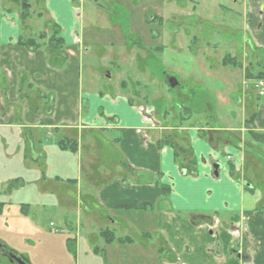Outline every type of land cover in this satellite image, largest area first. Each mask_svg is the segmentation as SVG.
<instances>
[{
  "label": "crops",
  "instance_id": "0c3cea01",
  "mask_svg": "<svg viewBox=\"0 0 264 264\" xmlns=\"http://www.w3.org/2000/svg\"><path fill=\"white\" fill-rule=\"evenodd\" d=\"M230 1L245 20L242 38L222 64L234 57L238 64L228 66L243 69L244 86L229 92L224 115L211 103L202 128L185 120L165 126L153 107L126 91L84 90L80 62L93 38L76 1L45 0L65 41L61 68L50 65L45 46L18 43L29 37L20 9L0 2V127L18 135L24 127L61 132L77 140L80 172L88 168L76 180L84 187H77L78 208L88 218L84 225L80 219L83 229L73 241L78 261L264 264V95L255 87L264 82V0ZM246 67L254 77L247 78ZM167 136L186 139L194 174L180 167L171 145H160ZM40 146L37 156H46ZM105 230L121 232L107 241Z\"/></svg>",
  "mask_w": 264,
  "mask_h": 264
},
{
  "label": "rangeland",
  "instance_id": "374dc122",
  "mask_svg": "<svg viewBox=\"0 0 264 264\" xmlns=\"http://www.w3.org/2000/svg\"><path fill=\"white\" fill-rule=\"evenodd\" d=\"M29 1L31 15L23 30L37 36L50 16L45 0ZM74 1L93 38L80 62L84 90L126 91L153 107L165 126L184 117L199 128L211 115V103L224 115L229 92L242 91L243 69L222 64L225 52L242 38L245 20L230 0ZM0 2L20 9L10 0ZM250 69L247 78L254 77ZM168 76L176 77L178 86L172 87ZM16 130L0 127V242L29 264H91L84 256L77 260L73 243L88 219L78 208L77 187H84L76 184L88 168L80 172L81 157L57 147L61 132L24 127L18 135ZM40 145L46 156H37ZM0 264L18 263L0 252Z\"/></svg>",
  "mask_w": 264,
  "mask_h": 264
},
{
  "label": "trees",
  "instance_id": "16d2710c",
  "mask_svg": "<svg viewBox=\"0 0 264 264\" xmlns=\"http://www.w3.org/2000/svg\"><path fill=\"white\" fill-rule=\"evenodd\" d=\"M20 6V19L22 23L25 25V22L29 19L31 15V7L32 4L29 0H10ZM61 27L56 21H54L52 18L48 19L47 26L45 30H42L39 32L37 36H20L18 43L28 49L31 50H37L43 46H45L48 57H49V63L51 66L56 68H61L66 64V61L68 59V55L65 51V41L64 37L61 34ZM223 64H229L236 66L238 62L234 57H231L230 54H228L223 61ZM248 69V68H247ZM249 70V69H248ZM126 82H123L122 85L125 86ZM184 117L180 118V122L184 121ZM250 120H248L249 123ZM259 135H255L254 138L258 137ZM263 139V138H262ZM185 140L183 137L181 138H175L171 136H167L163 140H161L159 143L160 145H171L175 152L176 160L178 159V164L183 169H187L188 173H195V170H193L195 167L194 160L189 159V156H192V150L190 146H187L185 143ZM57 146L63 150V151H72L76 152L77 150V140L70 138H63L60 139L57 142ZM188 158V159H186ZM184 160H187L185 163ZM185 163V164H184ZM104 237L107 241H110L115 238V233L111 230H105L103 232Z\"/></svg>",
  "mask_w": 264,
  "mask_h": 264
},
{
  "label": "flooded vegetation",
  "instance_id": "af4514ba",
  "mask_svg": "<svg viewBox=\"0 0 264 264\" xmlns=\"http://www.w3.org/2000/svg\"><path fill=\"white\" fill-rule=\"evenodd\" d=\"M95 3H99L98 0H92ZM168 80L171 83L172 87H176L178 86V80L176 77L173 76H168ZM184 107V105H181L180 107ZM216 163H220V162H216ZM186 171V170H185ZM0 252L2 254H4L5 256L9 257L12 261L17 262L18 264H22L19 262V259H23L24 261H26L27 264L28 261L21 255L17 254L15 251H13L12 249L8 248L4 243L0 242Z\"/></svg>",
  "mask_w": 264,
  "mask_h": 264
},
{
  "label": "water",
  "instance_id": "95a60500",
  "mask_svg": "<svg viewBox=\"0 0 264 264\" xmlns=\"http://www.w3.org/2000/svg\"><path fill=\"white\" fill-rule=\"evenodd\" d=\"M221 167L220 163H214V168H215V174L218 175V169ZM19 262L22 264H27L26 261L23 259H19Z\"/></svg>",
  "mask_w": 264,
  "mask_h": 264
},
{
  "label": "built area",
  "instance_id": "2783aa9c",
  "mask_svg": "<svg viewBox=\"0 0 264 264\" xmlns=\"http://www.w3.org/2000/svg\"><path fill=\"white\" fill-rule=\"evenodd\" d=\"M262 85H264V83L262 81H259L258 84H257L258 87H260ZM263 93H264L263 90H261L260 94H263Z\"/></svg>",
  "mask_w": 264,
  "mask_h": 264
}]
</instances>
